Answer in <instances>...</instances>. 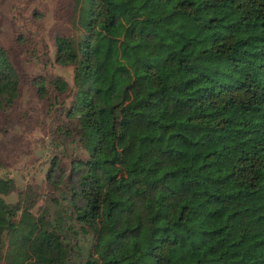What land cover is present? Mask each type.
<instances>
[{
    "label": "trees",
    "instance_id": "1",
    "mask_svg": "<svg viewBox=\"0 0 264 264\" xmlns=\"http://www.w3.org/2000/svg\"><path fill=\"white\" fill-rule=\"evenodd\" d=\"M73 10L75 34L53 44L54 62L73 67L66 116L86 153L69 163L65 205L90 235L79 264H264V0ZM17 83L0 47L4 105ZM11 186L0 177V261L68 264L43 215L4 201Z\"/></svg>",
    "mask_w": 264,
    "mask_h": 264
},
{
    "label": "rangeland",
    "instance_id": "2",
    "mask_svg": "<svg viewBox=\"0 0 264 264\" xmlns=\"http://www.w3.org/2000/svg\"><path fill=\"white\" fill-rule=\"evenodd\" d=\"M73 7L74 0H0V47L18 80L12 102H0V177L12 182L4 201L17 212L43 215L69 244L68 264H79L90 235L65 205L77 178L69 163L86 153L74 134L76 117L66 116L75 92L73 67L54 62L53 44L55 36L75 34ZM56 77L65 83L61 93L50 84ZM39 79L42 96L34 84Z\"/></svg>",
    "mask_w": 264,
    "mask_h": 264
}]
</instances>
